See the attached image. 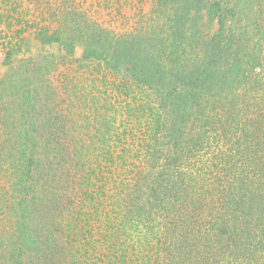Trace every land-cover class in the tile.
<instances>
[{
    "label": "trees",
    "instance_id": "trees-1",
    "mask_svg": "<svg viewBox=\"0 0 264 264\" xmlns=\"http://www.w3.org/2000/svg\"><path fill=\"white\" fill-rule=\"evenodd\" d=\"M108 2L92 3L107 6ZM183 7L185 14L168 18L173 26L166 25L153 38L143 37L140 29L111 30L79 0H0V36L8 37L6 44L11 48L6 50L7 63L14 49L22 45L24 32L41 44L60 45L62 63L70 61L80 42V65L95 63L98 70H105L102 79L111 87L109 101L120 105L113 115L91 108L93 99L78 91L85 87L82 77L77 81L74 75L66 77L59 85L46 81L57 64L32 63L27 72L29 58L26 65L21 64L23 71L12 68L0 77V112L6 118L0 121V142L8 143L6 135L15 129L14 135L19 132L15 154L0 156V251L8 253L1 264H202L215 251L220 254L216 264H223L239 244H243L242 264H251L260 248L264 249V194L259 198L255 190L264 183V103L260 110L256 100L240 101L243 105L239 107L236 100L229 111L224 107L225 111L219 108L212 114L202 109L194 113L189 131L185 129L188 112L181 108L188 96L194 101L202 94L219 96L220 91L212 92L218 84L235 85L240 95L248 71L242 58L261 66L252 83L245 84L246 89H262L264 34L247 38L251 43L236 50V43L230 41L236 38L233 33L220 38L226 26L223 14L230 9L219 0H187ZM193 9L217 18L221 33L213 43L205 41L199 46L189 60L180 57L181 44L190 35L199 38L202 33L199 27L186 30L189 28L183 24L184 16ZM256 50L262 58L255 55ZM120 85L125 96L134 92L131 99H122L123 105ZM177 85L184 92L179 93ZM136 89H149L154 97L137 99ZM5 96L10 100L5 101ZM109 107L112 110L114 104ZM7 118L13 119L10 124L5 123ZM80 118L100 125L80 127L76 124ZM227 127L241 128V133L233 134L231 129L229 134ZM209 130L214 140L218 135L226 144L231 142L228 153L236 149L233 138L243 156L248 147L253 153L251 172L258 187L249 199H262L256 202L261 214L255 224L240 222L243 210L236 215L232 202L226 200L236 193L231 186L225 188L229 192L211 198L201 184L207 185L212 176L198 178L187 170L188 157L207 146L205 133ZM169 145L175 146V154L158 166V158ZM228 153L217 156L216 172L232 166L227 164ZM213 178L221 183V176ZM238 256L236 252L235 259Z\"/></svg>",
    "mask_w": 264,
    "mask_h": 264
},
{
    "label": "rangeland",
    "instance_id": "rangeland-1",
    "mask_svg": "<svg viewBox=\"0 0 264 264\" xmlns=\"http://www.w3.org/2000/svg\"><path fill=\"white\" fill-rule=\"evenodd\" d=\"M80 3L84 8H87L89 11L93 12V15L96 17V19L101 22L104 26H107L111 30L119 33L121 31H129L133 32L140 29V34L143 35V37H155L156 34L160 32L161 29H165L164 27L167 25L168 27L173 26V21H170L168 18L173 20V17L175 18L176 15L181 14L182 16L185 14V8L183 7L184 1L187 0H109L108 5H98L97 3H92L93 0H79ZM221 2V6L226 9H230V12H224L223 16L225 19V31L224 35L220 38L223 39L224 36H228L230 33H233L236 38H233L230 40L233 43L234 49L240 50L241 47L239 46H245L244 44H250L251 41H246L247 38L252 39H258V34H264V0H219ZM26 3V2H25ZM221 7V8H222ZM161 10V12H160ZM194 11V12H193ZM193 11H190L189 13H186L184 16V22L185 28H189L186 30H193L192 27L196 26L201 28L202 33L199 35V38L195 37V34L190 35L188 37V40L185 41L184 44H181V50H180V57L186 58V59H193L195 57V52L198 49L199 46H203V44L206 42L213 43L214 39L218 38L216 36L220 32V23L217 18H211L210 16H207L204 11H196L193 9ZM231 14H233V17H231ZM168 16V17H167ZM27 17V16H25ZM210 17V19H207ZM195 22V23H194ZM0 25H2L0 23ZM5 26V25H4ZM3 27V25L1 26ZM0 27V28H1ZM151 30V31H150ZM193 32H190L192 34ZM24 40L22 45L14 49L13 53L10 55L9 62L5 61L6 56V50L10 48V44H6V41L8 40V37H2L0 36V39L3 40V43L0 42V77L5 76L4 74L10 73V71L15 69L16 71H19L20 69L23 71L24 68L21 66V64L26 65L25 63L29 58H31L30 65L28 64L26 67L27 72L32 70V63L34 65H47L52 67L54 64L56 65V68L51 70V72L47 75L46 81H50L51 83L55 85H59L61 79H65L66 77H74L75 80H78V77H82V82H84L85 87H78L79 93H85L87 96L86 99L92 98V104H87L92 106L91 108H97L98 111L105 114H115V107L118 109L120 108V105L116 106L115 101H109L110 95V86L105 84V81L102 79L103 76L107 73L105 70H98L97 67H94L95 63H91L90 65L81 66L79 58H81L83 53V45L80 42H77L74 46L72 56L70 57V61H67V63H62V59L59 56L62 53V48L60 45L56 43L51 44H41L39 40H37L31 33L24 32ZM201 36H206V39H200ZM197 39V41L194 40ZM219 38V39H220ZM246 38V39H245ZM217 40V39H216ZM197 42V43H196ZM5 44V45H4ZM262 53H264V41L262 44ZM242 46V47H243ZM11 49V48H10ZM233 49V48H232ZM234 49L231 51L233 53ZM245 51V49H244ZM231 53V54H232ZM262 53L260 51V55L257 53V50L255 51V55H259V58H262ZM251 55L253 57V54L251 52ZM44 57H46L44 60ZM7 59V58H6ZM72 61V62H71ZM55 62V63H54ZM61 62V63H59ZM240 62L243 63V66L246 67L247 71V79L244 81L243 86L239 89L241 94L237 95V86L235 85H226L221 86L218 84L217 86L214 85L212 92H218L220 95L217 97H211L209 98L208 95H200L199 98H197L196 101L193 100L192 96H188L185 100V104L181 105V108L188 112L187 114V120H186V130L189 131L192 126L191 120L194 118V113H199V111L202 112V109L206 112H209L210 114L214 113L215 110H222L221 112L225 111V108L229 109L231 108L232 104H234V101H238V107L243 105L245 102L248 103L252 100H256L257 108L260 110L262 109L261 106L264 103V87L262 89L258 88L256 91H249L246 89L247 85L249 83L251 84V79L256 77V74L259 73L261 66H253L252 64H249L246 58H242ZM255 62L254 58L252 63ZM260 62H264V60H260ZM259 64V63H258ZM261 64V63H260ZM225 66V65H223ZM227 68V66H225ZM262 68L263 65H262ZM86 78H83V77ZM112 76L115 78L116 75L112 73ZM73 78L71 79V82L73 81ZM70 82V83H71ZM80 82V81H79ZM78 82V86H80ZM64 83V82H63ZM69 83V84H70ZM247 83V85H245ZM254 83V82H253ZM252 86V85H250ZM177 89L179 93L184 92V89L177 85ZM61 91L63 90V86L61 85ZM139 91L136 94V98L138 99V96L140 98L145 99L147 96L148 98H153V92L147 89H136ZM122 92V95H119V99L122 101L120 104H124V97H126L127 100L131 99L129 98L130 95L134 94L131 93L128 96H125V92L122 89V86L120 85L119 92ZM12 95V93H11ZM107 95V96H106ZM5 101H9L10 98L8 96H5ZM113 97L110 100H114ZM123 99V100H122ZM132 101V100H131ZM240 101H243V104L240 103ZM87 102V100H83L82 103ZM111 102V103H110ZM109 104H114V108L110 110ZM82 104L81 106H83ZM217 108V109H216ZM12 111V109L9 107ZM11 111L5 112L11 113ZM238 113V109L235 110ZM85 112H88L87 109H85ZM240 113V111H239ZM144 115V113H143ZM1 120L3 121L6 118H3L2 112H0ZM8 123L13 120L12 118H7ZM142 119V117H140ZM4 122V121H3ZM196 122V121H195ZM194 122V124H195ZM96 127L97 121L93 123L91 119L80 118L77 121V125H80V127L83 126H91L90 124ZM100 124H97V127ZM235 126V125H233ZM228 128V133L230 134V130ZM249 128V127H248ZM17 131V129H15ZM12 131L8 133L6 136H8V143L0 142V156H4V158L8 155H13L17 151V138L16 133L14 135ZM103 130V129H102ZM99 131H101V128L97 131L95 130V136H98ZM233 134H239L241 133V128H233L232 129ZM207 136H209V142H207V146L201 147V150H197L194 152V155L188 157V160L191 162L188 164L189 167H187L188 172H190L191 175L195 176L197 175L198 178H204L206 176H212V179H207V185L201 184L203 188L205 189L207 194L211 196V198H218V196L228 190L225 188L231 186L232 191L236 192L234 196H229L226 200L231 201L233 208L235 209L236 215L239 216L240 210H243L242 216L240 218V222L243 224L245 223H256L257 218H260V207L257 206L256 202H259L263 198L264 194V183H261L259 187L257 185H254L252 175V170H254V157L251 160L250 159L253 156L252 151H250V148H247V151L244 153L247 156H243L242 152H240L241 148L239 147L238 141L235 140V138L232 139V141L236 142V149L230 150L229 154L228 150L229 144H226V140L222 137H219L217 135V141L214 140V134L211 130L207 131L205 133ZM5 136V137H6ZM4 137V139H5ZM84 137V136H83ZM216 137V136H215ZM20 138H18L19 140ZM98 137H95L94 140H97ZM188 145H191L190 137L186 138ZM184 139V140H186ZM226 141V142H225ZM13 142V144L11 143ZM88 142V140H87ZM3 143V144H1ZM136 143L137 140H136ZM83 144V143H82ZM165 147V146H164ZM135 148H139L138 146H135ZM166 153L162 154L161 157L158 158V166L161 165V163L164 162V160L168 156H173L175 154V146L169 145L165 147ZM140 150L143 151L142 146L140 145ZM228 153L227 164L232 165L229 167V169L223 167L225 170H220L218 168V172H216V169L214 167L215 163L219 158L217 156H225L224 153ZM221 153V154H220ZM78 156V154H77ZM75 156V157H77ZM179 157V156H178ZM157 162V160H156ZM221 162V160H220ZM156 164V163H155ZM224 165V163H221ZM147 169V168H146ZM154 169V168H152ZM151 170V169H150ZM217 175L221 176V183L217 181L218 179H214L213 176ZM223 176H226L227 179H222ZM247 177H250L251 179H246ZM215 180V183H213ZM247 181V183H246ZM264 182V181H263ZM255 187H258L255 189ZM253 189H258V197H253V200H250V193L254 191ZM210 198V199H211ZM206 201V200H205ZM223 205H227L226 202L222 201ZM261 204V206H263ZM244 215L246 217H244ZM264 216V214H263ZM237 218V217H236ZM264 219V218H263ZM262 219V220H263ZM261 220V219H260ZM257 232V233H255ZM251 233V232H250ZM254 233L256 235H261L260 231L258 229H255ZM197 237V236H196ZM66 238V236H65ZM64 238V239H65ZM221 242V240H220ZM224 244V242L222 241ZM229 242L225 241V244ZM263 244V243H262ZM261 244V245H262ZM242 246L243 244L237 245V247H234L235 251L227 256L224 259L223 264H242L245 263L243 260V254H242ZM183 249V248H182ZM264 249L260 248L259 256L253 257L251 264H264ZM66 250H63L59 253L61 261L63 258V252ZM238 252L239 256L237 259H235V254ZM7 250L6 251H0V260L7 258ZM220 257L219 251H215L214 254H211L206 260L202 261V264H216L217 258ZM227 261V262H226ZM1 264V263H0ZM183 264V263H182ZM186 264H198L197 261H186Z\"/></svg>",
    "mask_w": 264,
    "mask_h": 264
}]
</instances>
